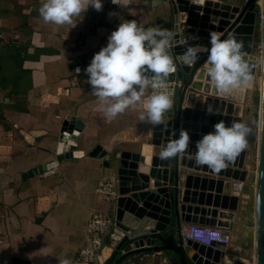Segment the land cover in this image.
<instances>
[{
  "label": "crops",
  "instance_id": "crops-1",
  "mask_svg": "<svg viewBox=\"0 0 264 264\" xmlns=\"http://www.w3.org/2000/svg\"><path fill=\"white\" fill-rule=\"evenodd\" d=\"M102 3V11L89 8L72 24L58 26L40 17L41 0H0V264H12L14 259L29 264H59L62 260L77 264L94 210L114 218L109 201L98 192L101 183L117 182L113 167L105 163L124 151L140 153L155 139L158 125L152 128L150 122L140 119L145 111L140 104L114 119L106 118L104 106L91 94L85 70L119 23L134 19L145 28L169 30L167 4L152 0H121L119 6L111 0ZM150 91L146 90L145 98ZM244 102L245 108H251ZM255 113L251 109L253 120ZM68 115L85 123L77 141L85 156L59 163L55 173L24 180L27 171L55 160L60 130ZM97 146L108 156L90 157ZM246 151L248 169V148ZM187 179L193 182V193L202 181L209 182L187 175L185 188ZM224 180V193L230 194L227 189L232 181ZM254 196L246 181L245 198L235 202L231 225L244 210H253L255 219ZM119 208L133 215L145 213L124 208L120 201ZM139 220L144 229L149 224L157 228L168 223L164 216L154 223L147 217ZM120 236L118 228L104 235L103 251L94 264H106L112 258ZM128 264L173 263L165 253L148 252L131 258Z\"/></svg>",
  "mask_w": 264,
  "mask_h": 264
},
{
  "label": "water",
  "instance_id": "water-1",
  "mask_svg": "<svg viewBox=\"0 0 264 264\" xmlns=\"http://www.w3.org/2000/svg\"><path fill=\"white\" fill-rule=\"evenodd\" d=\"M152 1L157 4H167L169 30L174 33L173 43L175 44L169 52L176 61V71L171 73L168 78H175L181 84L172 108L164 114L163 123L158 125V127L168 124L169 129L165 135V138L168 139L167 143L172 139H178L181 130H186L189 133L190 142L188 149L184 153L166 159L164 162L161 161L159 153L166 143H158L153 139V143L145 145L140 153L124 151L120 155H113L112 159L105 163L106 167L112 166L115 171L120 197L126 198L129 206L135 205L145 211L143 215L136 213L134 216L144 219L147 214L148 219L158 221V218L163 215L168 219L167 226L162 230L128 229L125 231L116 211L114 218L118 229L122 230V238L114 252L115 256L107 264H128L131 258L148 252L170 253L171 256L169 258L173 264H224L225 246L205 247L193 241H184L180 234V227L183 222L204 223L207 217L211 216L213 224L217 223L220 227L229 229L231 221L235 218L234 211H236L237 206L235 205V208L228 209L224 202V197L226 196L235 197L237 203L239 201V195L231 189L232 182L230 183V188L227 189L230 194L219 193L218 196L221 199L218 200V196H216L214 202L213 192H218L217 189L202 190L212 193L210 203H208L209 196H206L205 204L207 208L196 207L195 204L193 206L188 205L187 202H196L198 199L196 198L193 201L188 197L186 191L182 193L180 190L181 169L184 168L181 165L182 156H185L191 165V168L186 167L187 169L212 176L211 178L200 176L208 179V181L223 184L226 182L224 179L246 181L248 175L245 169L246 149L240 153L234 162H228V167L219 173L213 172L207 166L196 165L194 162V154L197 151L196 142L203 135L214 132V125L221 120L226 123V126H231L234 120L248 124L252 132L247 137L248 144L246 148L251 143L257 142L258 144L254 196V264H264V0L262 7L259 4L260 0H245L241 4L214 0ZM257 7L261 8V57L259 63L261 93L258 126L256 127L254 120L251 119V108H245L244 101H246V98L243 90L241 92L235 90L230 95L218 94L210 79L205 81L196 80L198 72L207 61V52H201L199 60L191 66L181 64L176 58L185 51L179 44L181 36L198 35L202 38V43L204 44L202 46L210 48V33L214 32L219 34L221 39H227L230 34L234 35L237 41L243 44L242 50L247 53L246 60L257 63V57L253 53L254 49L258 47L255 43V31L258 23ZM253 68L251 69V74L253 73ZM209 107L216 114H208L207 110ZM84 128V122L72 115H68L60 130L55 160L32 168L23 174V179L27 180L39 174L55 173L59 163L84 157L85 152L78 149L77 142ZM155 147L158 150L157 154H155ZM89 156L105 158L108 153L102 147L97 146L89 153ZM144 168H147L146 172L143 171ZM215 176L219 177L218 181L215 180ZM199 195L204 196L205 193L198 192V198ZM119 198L117 200V210ZM199 200L204 203V199L201 197ZM189 207L193 208L195 217H188ZM204 209L210 210L207 216L201 213ZM158 210L162 212L160 213ZM213 210L219 213L218 217H213L216 216ZM199 213L203 217L197 216ZM130 231H133V233L129 235L128 232ZM126 241L129 243L124 249H121L122 244ZM117 252H120L118 258H116ZM2 260L3 258L0 257V263ZM12 264L29 263L14 259ZM235 264L243 263L237 261Z\"/></svg>",
  "mask_w": 264,
  "mask_h": 264
},
{
  "label": "clouds",
  "instance_id": "clouds-1",
  "mask_svg": "<svg viewBox=\"0 0 264 264\" xmlns=\"http://www.w3.org/2000/svg\"><path fill=\"white\" fill-rule=\"evenodd\" d=\"M112 3L119 6L121 0H112ZM89 8L102 11V0H41L39 15L45 23L62 26L72 24ZM173 40L174 33L167 29H146L134 19L119 23L107 45L94 55L85 70L87 82L92 87L91 94L104 106L102 111L106 118L114 119L131 106L140 104L145 110L140 114L141 120L153 125L163 123L164 114L173 106L167 85L169 75L176 71V61L169 52ZM210 44V48L188 46L176 59L191 66L199 60L201 52H207L203 74L210 79L218 94L230 95L237 89L250 86L252 75L245 58L247 53L242 50L243 44L234 35L221 39L214 32L210 33ZM149 88L152 89L151 95L145 98ZM207 111L210 115L216 114L211 107ZM251 132V127L244 122L234 120L231 126H226L221 120L214 125V132L203 135L196 142L195 164L219 173L246 149ZM189 142V133L181 130L178 139L163 146L160 159L184 153ZM188 231L190 239L202 243L219 236L218 232L195 226ZM59 264H70V261L62 260Z\"/></svg>",
  "mask_w": 264,
  "mask_h": 264
},
{
  "label": "rangeland",
  "instance_id": "rangeland-1",
  "mask_svg": "<svg viewBox=\"0 0 264 264\" xmlns=\"http://www.w3.org/2000/svg\"><path fill=\"white\" fill-rule=\"evenodd\" d=\"M214 1H221V2H227L232 4H241L245 0H214ZM257 16H258V23L255 31V43L258 46L256 49H254V54L257 57V63L256 67L253 68L252 75V81L250 87H245L243 92L245 94L246 101L251 106V109L255 110V118L254 122L256 127L258 126V118H259V110H260V93H261V74H260V57H261V32H260V17H261V8L257 7ZM242 91V90H241ZM239 91V92H241ZM152 124V128H153ZM156 126V125H155ZM158 151V150H157ZM157 151H155V154H157ZM257 155H258V144L257 142L251 143L248 147V157H247V168L246 170H249V176L246 179L248 189H251L252 191H255L256 186V175H257ZM246 167V166H245ZM248 172V171H247ZM187 175H194V176H201V177H209L212 176L205 175L204 173H199L194 170H190L187 168L181 169V192L185 193L186 189L184 187V178ZM216 178V177H215ZM117 184V182H115ZM115 194L114 195H108L103 194L105 198L110 203V210L109 213L112 217L116 215L117 211V200L120 197L118 192V184L115 188ZM199 193H206L208 191H202L200 189L196 190ZM218 192H213V202L215 201L216 196H218ZM223 196V195H222ZM204 199V203H201L199 198ZM186 198V197H185ZM199 198L197 197L198 201L187 202L188 205L193 206V204L199 207H206V196L199 195ZM207 208V207H206ZM253 210H244L241 215H239V219H237L235 222L231 225V231H232V243L230 247L228 248L227 252L225 253V256H228V259L232 260V264L236 263L237 261L243 262V264H254V256H255V219L252 216ZM238 214V210H237ZM202 214L199 213L197 216L202 217ZM148 216L147 214L145 215ZM191 216L195 217V213H192ZM120 231V230H119ZM151 231V230H150ZM122 232V230L120 231ZM129 235L133 233V231L128 232Z\"/></svg>",
  "mask_w": 264,
  "mask_h": 264
},
{
  "label": "built area",
  "instance_id": "built-area-1",
  "mask_svg": "<svg viewBox=\"0 0 264 264\" xmlns=\"http://www.w3.org/2000/svg\"><path fill=\"white\" fill-rule=\"evenodd\" d=\"M147 28H157V26H147ZM202 43V38L198 35H185L181 36L179 38V44L183 47L184 50L188 46H195L200 45ZM175 44L172 42L171 47L169 48V51L173 49ZM168 90L171 93L172 100L176 98L177 92L179 87L181 86L180 82L176 79H169L167 80ZM152 89L149 93L151 95ZM117 184L115 182H106L101 183L98 189V192L100 194H108V195H114L115 194V188ZM245 187H246V181L242 182L239 180L232 181V190L233 192L237 193L239 195V198L244 199L245 198ZM198 227L202 229H209L214 232H218L219 236L215 239H212L211 241L207 243H202L193 239L189 238V229L191 227ZM113 228L117 227V222L115 218L109 217L107 214H105L103 211L100 210H94V212L91 214L87 231H86V245L80 250L77 258V264H94L98 259L103 251L104 248V235ZM180 234L184 241H193L195 243H198L200 245H203L205 247H213L215 245L225 246V251L227 252L228 248L230 247L232 243V231L231 227L229 229L220 227L217 223L213 224L212 220L208 219L204 223H198V222H183L180 227ZM122 236H120V239ZM234 264V263H233Z\"/></svg>",
  "mask_w": 264,
  "mask_h": 264
},
{
  "label": "bare ground",
  "instance_id": "bare-ground-1",
  "mask_svg": "<svg viewBox=\"0 0 264 264\" xmlns=\"http://www.w3.org/2000/svg\"><path fill=\"white\" fill-rule=\"evenodd\" d=\"M259 4L262 7L263 0H260ZM251 65H252V67H256L255 61L249 62V67H251ZM252 67H251V69H252ZM203 72H204V70H203V66H202L201 70L198 72V74L196 76V80H198V81H205V80L209 79V78L204 77ZM250 85H251V83H250ZM244 88L237 89V90L238 91H241V90H244ZM168 129H169L168 124L162 125V126H159L158 128H156V130H155L156 132L154 133V138H155L154 141L155 142H158V143H160V142H163L164 143L165 142L167 144V140L168 139L165 138V135H166V131ZM161 161L164 162V160H161ZM181 165L184 168H186V167L191 168V165L187 161V158L185 156H182V158H181ZM143 171L146 172L147 171V168H144ZM189 178L191 179L192 177H189ZM190 179H187V182H186V188H187L186 193L188 194V197H190V199L193 200V201L198 196V192L196 191V189H201V190H208V189H210L211 190V189H214L215 188V189H217L218 193H222L225 190L223 183H217L215 181H209L208 184H206V182H203L202 181V183H201V185L199 187L194 188L195 189V192L193 193V192L190 191L193 188L192 187V183L193 182ZM221 187H223L222 190L220 189ZM208 196H209L208 197V203H210L211 198H212V194H209ZM229 198H230L229 196L224 197L225 205L228 207V209L235 208V205H236L235 202L237 201L236 198L235 197L233 199H229ZM220 199H221V197L218 196V200H220ZM119 201H120V205H122L124 208H133V211L134 212H140V211H142V209L138 208V206H135V205H130L129 206V202L124 197H121V199ZM209 211L210 210L204 209V210H202L201 213L204 216H207L209 214L208 213ZM213 211H214V213H215L216 216H213V215L212 216L214 218L218 217L219 213L217 211H215V210H213ZM192 213H194L193 208L189 207V209H188V217H191V214ZM117 216H118V219L121 222V224L123 226V229L125 231H127L128 229H140V230L141 229H144V227L142 225L141 226L139 225L140 224L139 222L141 220H139V218L135 217L133 214L126 212L124 209L119 208L118 209V215ZM224 221H226V220H224ZM151 223H154V219H151ZM149 225H148L147 229H158V230H162V229H164L167 226V225H163V226H159L157 228L156 227L154 228V227L149 226ZM232 262H233L232 260L228 259V256H225L224 257V262H223L224 264H232Z\"/></svg>",
  "mask_w": 264,
  "mask_h": 264
},
{
  "label": "trees",
  "instance_id": "trees-1",
  "mask_svg": "<svg viewBox=\"0 0 264 264\" xmlns=\"http://www.w3.org/2000/svg\"><path fill=\"white\" fill-rule=\"evenodd\" d=\"M169 79H170V78H168V80H169ZM128 243H129V242H127V241H126L125 243H123L121 249H124V247H125ZM119 255H120V252H117L116 258H118ZM166 255H167V257H170V256H171L170 253H167ZM114 256H115V254L112 255V258H113ZM112 258H110L109 261H110ZM109 261H107V263H108ZM107 263H106V264H107Z\"/></svg>",
  "mask_w": 264,
  "mask_h": 264
}]
</instances>
